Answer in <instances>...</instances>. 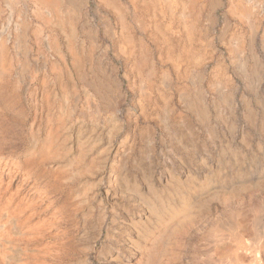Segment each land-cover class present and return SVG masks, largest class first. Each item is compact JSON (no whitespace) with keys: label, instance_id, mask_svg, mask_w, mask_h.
<instances>
[{"label":"rangeland","instance_id":"rangeland-1","mask_svg":"<svg viewBox=\"0 0 264 264\" xmlns=\"http://www.w3.org/2000/svg\"><path fill=\"white\" fill-rule=\"evenodd\" d=\"M51 132L68 139L49 165L79 166L44 264H212L230 238L260 244L264 0H0L3 190Z\"/></svg>","mask_w":264,"mask_h":264},{"label":"bare ground","instance_id":"bare-ground-1","mask_svg":"<svg viewBox=\"0 0 264 264\" xmlns=\"http://www.w3.org/2000/svg\"><path fill=\"white\" fill-rule=\"evenodd\" d=\"M72 115L73 112L70 110L61 113L59 117L61 129L66 128L64 123L70 120ZM67 139V136L60 139L54 132L44 139H39L28 148L27 157L23 160L26 169L23 170L20 160H16L12 163V168L8 167L9 171L6 174L9 182L4 190L3 184L0 185V256L10 258L4 251L10 247L15 252L17 260L13 264H44L47 258L56 255L59 250L45 244L41 245L48 238L50 230L59 227L62 229L61 236L68 234L74 196L70 185L79 165L76 168L72 164L49 165L62 158L60 150L65 146ZM6 167L7 164L4 165L2 172ZM40 183L42 189L37 187ZM47 202L50 204L42 208ZM51 208L54 211L48 220L52 219V222L39 219L43 212ZM50 224H53L52 228H48ZM3 243L5 247H1ZM30 244L38 245H34L31 253H27L25 248ZM18 245L23 247L18 248Z\"/></svg>","mask_w":264,"mask_h":264},{"label":"crops","instance_id":"crops-1","mask_svg":"<svg viewBox=\"0 0 264 264\" xmlns=\"http://www.w3.org/2000/svg\"><path fill=\"white\" fill-rule=\"evenodd\" d=\"M106 21L110 26L113 25L112 19L106 17ZM249 228L250 225L246 230ZM261 228L260 234H263V239L260 244L255 239L230 238L231 241L226 240L219 245L218 256L212 264H264V225Z\"/></svg>","mask_w":264,"mask_h":264}]
</instances>
